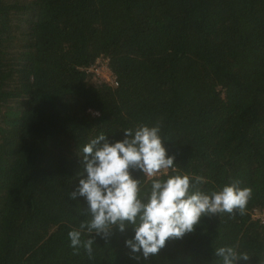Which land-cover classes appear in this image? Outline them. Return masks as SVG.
<instances>
[{
    "label": "trees",
    "instance_id": "16d2710c",
    "mask_svg": "<svg viewBox=\"0 0 264 264\" xmlns=\"http://www.w3.org/2000/svg\"><path fill=\"white\" fill-rule=\"evenodd\" d=\"M108 57L118 85L86 68ZM159 123L178 172L211 192L239 181L245 209L202 217L145 259L113 230L74 252L87 219L69 198L79 149ZM141 189L150 186L138 170ZM264 0H0V264H264Z\"/></svg>",
    "mask_w": 264,
    "mask_h": 264
},
{
    "label": "clouds",
    "instance_id": "9594fccd",
    "mask_svg": "<svg viewBox=\"0 0 264 264\" xmlns=\"http://www.w3.org/2000/svg\"><path fill=\"white\" fill-rule=\"evenodd\" d=\"M160 133L159 123L141 124L124 129L123 139L110 141L99 134L79 149L84 174L69 198H83L87 219L67 233L74 252L83 248L91 258L93 239H82L84 232L107 239L113 230L124 232L131 226L133 235L124 244L147 259L169 239L194 232L202 217L245 209L250 188L240 187L237 180L219 190H199L204 178L177 171ZM130 169L150 181L146 190ZM214 255L220 264H239L249 258L227 245L214 248Z\"/></svg>",
    "mask_w": 264,
    "mask_h": 264
},
{
    "label": "built area",
    "instance_id": "2783aa9c",
    "mask_svg": "<svg viewBox=\"0 0 264 264\" xmlns=\"http://www.w3.org/2000/svg\"><path fill=\"white\" fill-rule=\"evenodd\" d=\"M86 71L89 72L92 79L99 84L118 85V80L109 65L108 57L98 58L91 66L86 68ZM253 216L264 224V209L255 210Z\"/></svg>",
    "mask_w": 264,
    "mask_h": 264
}]
</instances>
